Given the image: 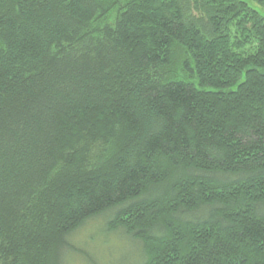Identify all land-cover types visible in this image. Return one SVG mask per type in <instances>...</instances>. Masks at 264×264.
Returning <instances> with one entry per match:
<instances>
[{
    "label": "trees",
    "instance_id": "16d2710c",
    "mask_svg": "<svg viewBox=\"0 0 264 264\" xmlns=\"http://www.w3.org/2000/svg\"><path fill=\"white\" fill-rule=\"evenodd\" d=\"M250 1L0 0V264H65L107 212L128 264H264Z\"/></svg>",
    "mask_w": 264,
    "mask_h": 264
},
{
    "label": "rangeland",
    "instance_id": "374dc122",
    "mask_svg": "<svg viewBox=\"0 0 264 264\" xmlns=\"http://www.w3.org/2000/svg\"><path fill=\"white\" fill-rule=\"evenodd\" d=\"M250 3L264 14V9ZM108 215L107 212L92 218L69 236L77 249L68 253L65 264H128L137 254L138 250L127 236L106 229Z\"/></svg>",
    "mask_w": 264,
    "mask_h": 264
}]
</instances>
